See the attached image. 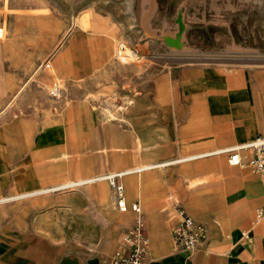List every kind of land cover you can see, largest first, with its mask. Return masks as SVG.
<instances>
[{
  "label": "crops",
  "instance_id": "obj_1",
  "mask_svg": "<svg viewBox=\"0 0 264 264\" xmlns=\"http://www.w3.org/2000/svg\"><path fill=\"white\" fill-rule=\"evenodd\" d=\"M99 22L86 17L74 21L55 53L75 26L94 31ZM110 55L109 63L134 59L115 58L114 51ZM173 88L174 130L167 129L166 138L156 141L164 148L158 156L163 160L115 173L74 180V171L51 162L65 152L62 129L38 130L27 120L22 129L21 120L10 137L0 130V264H110L133 215L113 207L105 186L79 185L122 173L117 181L124 188L123 177L140 172L136 180L124 179L129 188L136 187L134 203L144 206L149 264H264V216H256L264 210V175L229 164L222 152L264 136V74L183 66L174 73ZM132 104L128 99L126 110ZM104 118L108 131L123 122L121 116ZM128 124L136 135L127 133V139L137 143L142 127L134 117ZM153 169L162 171H149ZM66 178L72 179L60 182ZM64 189L70 190L51 194ZM124 199L126 203L125 189ZM177 207L205 226V238L194 252L174 246ZM52 211L58 214L55 234L46 229ZM68 212L73 213L70 220Z\"/></svg>",
  "mask_w": 264,
  "mask_h": 264
},
{
  "label": "rangeland",
  "instance_id": "obj_2",
  "mask_svg": "<svg viewBox=\"0 0 264 264\" xmlns=\"http://www.w3.org/2000/svg\"><path fill=\"white\" fill-rule=\"evenodd\" d=\"M84 17L100 22L94 31L75 26L55 53L66 30ZM0 28V130L10 137L21 120L22 129L27 124L62 129L65 152L50 161L74 171V180L163 160L158 156L164 148L156 141L174 130L173 76L179 68L264 74V0H0ZM122 44L138 59L109 63L113 51L115 58H131L120 52ZM42 63L49 67L39 69ZM54 84L56 96L49 94ZM128 99L134 104L126 110ZM106 115L121 116L123 122L108 131ZM132 117L142 127L137 143L126 135H136L128 124ZM155 170L162 171H149ZM140 174L127 176L136 180ZM125 177L127 210L121 213L135 219L130 206L136 187L129 188ZM84 186H105L117 209L107 179L79 185ZM56 213L46 228L53 234Z\"/></svg>",
  "mask_w": 264,
  "mask_h": 264
},
{
  "label": "built area",
  "instance_id": "obj_3",
  "mask_svg": "<svg viewBox=\"0 0 264 264\" xmlns=\"http://www.w3.org/2000/svg\"><path fill=\"white\" fill-rule=\"evenodd\" d=\"M1 36V28H0ZM49 67L48 63L39 65V69ZM59 86L54 84L49 89V94L56 96ZM222 152L228 155V163L233 166H241L256 173L264 175V136L259 135L254 139L226 148ZM122 173L107 175V179L113 189V195L117 208L120 211L127 209L124 199L123 185L117 181ZM135 214L133 225L125 230L120 237V246L110 256V264H149L150 239L145 232L143 212L138 202L131 205ZM178 222L172 228V239L176 249L196 251L205 238V226L194 220L181 207H177ZM257 218L264 216V210L258 209Z\"/></svg>",
  "mask_w": 264,
  "mask_h": 264
},
{
  "label": "bare ground",
  "instance_id": "obj_4",
  "mask_svg": "<svg viewBox=\"0 0 264 264\" xmlns=\"http://www.w3.org/2000/svg\"><path fill=\"white\" fill-rule=\"evenodd\" d=\"M0 37H1V36H0ZM119 49H120V52H123V50H124V46H123V45H120V46H119ZM126 51L128 52V55H129L131 58H137L131 50H129V49L126 48ZM120 54H121V53H120ZM248 54H249V53H248ZM25 85H26V84H25ZM24 87H25V86H24Z\"/></svg>",
  "mask_w": 264,
  "mask_h": 264
},
{
  "label": "water",
  "instance_id": "obj_5",
  "mask_svg": "<svg viewBox=\"0 0 264 264\" xmlns=\"http://www.w3.org/2000/svg\"><path fill=\"white\" fill-rule=\"evenodd\" d=\"M168 43H169V44H172V45H174V46H180L179 41L176 40V39H168Z\"/></svg>",
  "mask_w": 264,
  "mask_h": 264
}]
</instances>
